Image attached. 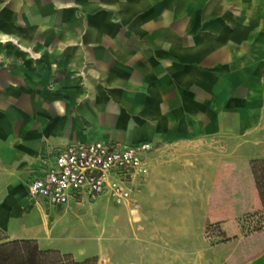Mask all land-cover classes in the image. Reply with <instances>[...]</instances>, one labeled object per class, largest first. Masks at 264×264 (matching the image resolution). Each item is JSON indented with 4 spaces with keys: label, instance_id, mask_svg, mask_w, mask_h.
I'll return each instance as SVG.
<instances>
[{
    "label": "crops",
    "instance_id": "0c3cea01",
    "mask_svg": "<svg viewBox=\"0 0 264 264\" xmlns=\"http://www.w3.org/2000/svg\"><path fill=\"white\" fill-rule=\"evenodd\" d=\"M139 2L0 0L7 236H24L47 211L62 209L31 200L27 187L68 144L158 145L150 174L163 164L174 171L156 177L168 187L170 211L188 195L185 207L204 217L222 185L232 195L240 183L223 170L264 159V0H166L173 32L129 30L117 8ZM239 264H264V249Z\"/></svg>",
    "mask_w": 264,
    "mask_h": 264
},
{
    "label": "rangeland",
    "instance_id": "374dc122",
    "mask_svg": "<svg viewBox=\"0 0 264 264\" xmlns=\"http://www.w3.org/2000/svg\"><path fill=\"white\" fill-rule=\"evenodd\" d=\"M167 7L166 0H140L137 7L121 6L116 12L129 30L173 32L178 26L172 16L168 21ZM54 88L51 83L47 91ZM165 166L159 165L149 175L130 204L115 207L101 199L47 211L24 236L12 238L4 233L7 240L0 249L33 240L39 249V243L44 244L40 250L57 251L78 264H239L264 249V237H256L264 231V227L257 230L264 212L254 192L251 162L237 171L223 170L225 177L238 178L240 183L233 186L232 195L226 189L230 186L222 185L221 199L206 217L185 207L191 203L188 195L180 194L175 210L170 211L173 202L167 200V185H156L157 174L159 179L174 176ZM17 209L21 214L22 206ZM250 235L253 238L247 239ZM233 240L239 243L232 245Z\"/></svg>",
    "mask_w": 264,
    "mask_h": 264
},
{
    "label": "built area",
    "instance_id": "2783aa9c",
    "mask_svg": "<svg viewBox=\"0 0 264 264\" xmlns=\"http://www.w3.org/2000/svg\"><path fill=\"white\" fill-rule=\"evenodd\" d=\"M159 150L148 142L68 144L30 181L27 194L31 200L55 208L101 199L115 207L126 206L143 188Z\"/></svg>",
    "mask_w": 264,
    "mask_h": 264
},
{
    "label": "trees",
    "instance_id": "16d2710c",
    "mask_svg": "<svg viewBox=\"0 0 264 264\" xmlns=\"http://www.w3.org/2000/svg\"><path fill=\"white\" fill-rule=\"evenodd\" d=\"M251 173L255 189L264 212V159L251 161ZM264 227V220L258 225V231ZM7 238L0 230V246ZM4 247V246H3ZM0 264H78L70 261L57 251H42L33 240L12 242L0 249ZM86 264V263H83Z\"/></svg>",
    "mask_w": 264,
    "mask_h": 264
},
{
    "label": "bare ground",
    "instance_id": "6f19581e",
    "mask_svg": "<svg viewBox=\"0 0 264 264\" xmlns=\"http://www.w3.org/2000/svg\"><path fill=\"white\" fill-rule=\"evenodd\" d=\"M12 43H13L14 45L18 46L21 50H23V51L27 52L28 54H30V56L32 57V54H31L30 51H28V50H24V49H23L20 45H18L17 42H15V41H12Z\"/></svg>",
    "mask_w": 264,
    "mask_h": 264
}]
</instances>
